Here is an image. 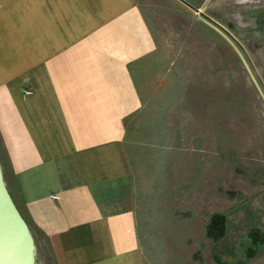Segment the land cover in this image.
<instances>
[{"label": "rangeland", "instance_id": "1", "mask_svg": "<svg viewBox=\"0 0 264 264\" xmlns=\"http://www.w3.org/2000/svg\"><path fill=\"white\" fill-rule=\"evenodd\" d=\"M134 1L154 41L125 122L142 264H264V0ZM93 194L130 209L117 183Z\"/></svg>", "mask_w": 264, "mask_h": 264}, {"label": "crops", "instance_id": "2", "mask_svg": "<svg viewBox=\"0 0 264 264\" xmlns=\"http://www.w3.org/2000/svg\"><path fill=\"white\" fill-rule=\"evenodd\" d=\"M153 49L134 0H0V168L40 264H142L127 183L144 149L125 122ZM111 183L130 209L102 212Z\"/></svg>", "mask_w": 264, "mask_h": 264}, {"label": "water", "instance_id": "3", "mask_svg": "<svg viewBox=\"0 0 264 264\" xmlns=\"http://www.w3.org/2000/svg\"><path fill=\"white\" fill-rule=\"evenodd\" d=\"M0 264H37L33 238L6 190L1 168Z\"/></svg>", "mask_w": 264, "mask_h": 264}, {"label": "trees", "instance_id": "4", "mask_svg": "<svg viewBox=\"0 0 264 264\" xmlns=\"http://www.w3.org/2000/svg\"><path fill=\"white\" fill-rule=\"evenodd\" d=\"M260 198H261V203L263 204V207H264V189L261 192Z\"/></svg>", "mask_w": 264, "mask_h": 264}, {"label": "flooded vegetation", "instance_id": "5", "mask_svg": "<svg viewBox=\"0 0 264 264\" xmlns=\"http://www.w3.org/2000/svg\"><path fill=\"white\" fill-rule=\"evenodd\" d=\"M260 24H262V22H260Z\"/></svg>", "mask_w": 264, "mask_h": 264}]
</instances>
